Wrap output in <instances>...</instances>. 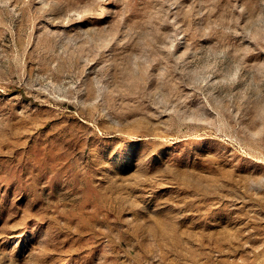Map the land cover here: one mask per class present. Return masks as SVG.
<instances>
[{
	"label": "rangeland",
	"instance_id": "rangeland-1",
	"mask_svg": "<svg viewBox=\"0 0 264 264\" xmlns=\"http://www.w3.org/2000/svg\"><path fill=\"white\" fill-rule=\"evenodd\" d=\"M0 264H264V0H0Z\"/></svg>",
	"mask_w": 264,
	"mask_h": 264
}]
</instances>
